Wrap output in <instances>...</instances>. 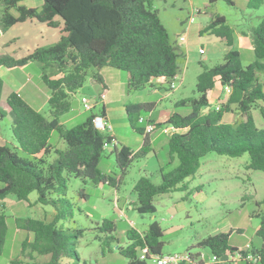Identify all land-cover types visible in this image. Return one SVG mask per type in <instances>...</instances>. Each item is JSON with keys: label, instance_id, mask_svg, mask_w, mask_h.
<instances>
[{"label": "trees", "instance_id": "16d2710c", "mask_svg": "<svg viewBox=\"0 0 264 264\" xmlns=\"http://www.w3.org/2000/svg\"><path fill=\"white\" fill-rule=\"evenodd\" d=\"M23 1L26 0H0L3 8L0 31L6 32L17 23L29 21L56 30L59 38L53 45L37 47L20 59L0 55L2 68H19L28 63L39 65L40 80L49 91L47 116L36 111L15 92L7 96L8 110L0 107V120L9 117L15 143L13 150L0 145V201L13 196L28 203L29 194L36 192L35 203L51 206L54 214L50 221L30 217L14 219L15 227L27 233L21 242L20 253H26L30 260L14 258L9 264H61L63 259L73 258L79 261L72 238L79 237L82 231L69 233L61 224L71 218L72 204L65 198L67 181L73 177L83 183L91 181L115 186V179L104 175L98 168L101 155L106 151L104 146L114 137L107 134V130L95 128L94 114L71 128L60 119L71 111V99L84 85L89 71L93 70L92 80L101 86L100 71L103 68L125 72L128 92L141 91L147 86H171L178 74L181 53L171 43L152 0H41L39 8L21 5ZM217 1L208 0V3L211 5ZM223 1L233 4L231 0ZM261 2L248 0L247 7L257 8ZM205 33L217 37L228 49L222 63L202 67L196 77L198 96L175 103L176 108L187 107L188 113L173 112L166 122L155 123L154 132L166 126L174 128L175 131L167 137L166 167L172 166L174 161L177 165L167 172L161 168L159 184H154L146 176L135 183V210L139 214L155 212L156 196L187 190V179L195 175L201 159L211 152L231 158L247 154L248 169L264 173V128H257L252 115L253 110H258L264 122V90L259 80V75L264 72V18L249 30L254 59L246 66L242 64L240 52L233 48L235 30L223 16H213L200 30V34ZM49 69L56 75L50 76L46 72ZM154 81H158L156 86ZM216 84L230 90L218 110L209 103V95ZM2 88L0 79V98ZM151 106L152 103L126 105L132 130L145 134L144 128L136 123L141 118V110L150 111ZM231 113L240 118L226 121V115ZM101 116L105 117L104 107ZM145 120L154 123L151 119ZM53 132L57 133L61 147L50 144ZM151 135L145 134L143 144L136 152L122 144L113 147L110 153L115 155L116 165L122 173L134 159L152 152ZM15 149L30 159L18 156ZM51 155L54 159L48 161ZM4 210V204H0V257L8 233ZM99 231L111 234L114 224L103 220ZM229 235L218 233L200 242V246L208 248L217 258L212 264H233ZM162 236L163 230L155 221L144 232L131 228L126 231L127 245L118 247V252L127 260L126 264H146L145 260L139 259L140 251L146 248L148 254L162 255ZM255 236L259 244L252 246L250 253L257 261H245L246 264H264V217L260 218ZM105 237L113 240L112 236ZM242 254L246 255V252ZM34 255L47 257V260L35 261ZM224 255L228 259L222 262Z\"/></svg>", "mask_w": 264, "mask_h": 264}, {"label": "rangeland", "instance_id": "374dc122", "mask_svg": "<svg viewBox=\"0 0 264 264\" xmlns=\"http://www.w3.org/2000/svg\"><path fill=\"white\" fill-rule=\"evenodd\" d=\"M152 1L171 43L178 53L181 52L178 60V74L172 81L174 89H170V85L164 84L155 94L151 86H147L141 91L128 92L125 72L109 67L100 71V75L104 76L110 91L104 108V120L110 127V131H106V133H114L116 147L122 144L134 152L142 146L143 136L129 126L126 105L142 101L152 102L154 118L167 112L179 114L188 112L187 107L176 108L175 103L182 99L198 96L195 90L196 77L202 67L210 68L222 63L223 55L228 49L216 37L206 33L200 34V30L210 22L213 16L220 15L226 19L228 25L234 28L236 40L238 33H244L247 35V39H250L249 30L257 26L264 18V0L257 8H248V0H231L232 5L223 0H218L211 5L208 0ZM28 2L30 1H23L21 5ZM2 9L0 4V14ZM31 28L33 30H28L26 36L35 37L38 43L43 46L56 43L48 35V32L57 34L56 31L47 28L43 29L45 31L34 29L37 27ZM16 29L17 27L9 34L11 35ZM1 34L0 31V36ZM9 34L4 38H8ZM180 37H184L185 41H180ZM20 44H24V41ZM11 45L8 44V46ZM233 48L240 52L244 66L253 61L254 56L249 44L238 48L235 43ZM199 49H202L204 54L201 55ZM92 71L88 72L84 85L72 97L71 111L60 119L68 128L81 123L91 114L102 117L103 106L100 95L104 92L100 84L92 80ZM49 72H52V69H49ZM24 73L30 74L31 85L42 84L36 71L31 67ZM27 74L23 77L26 78ZM18 75L21 76V73ZM259 80L264 90V72L259 75ZM157 84L158 81H154V85ZM82 99L88 101L92 106L91 110L83 108ZM225 100L224 91L219 100L213 97L212 107L220 106V103ZM215 103L217 104L215 105ZM2 104L1 107H4V103ZM38 112L47 116L48 106H42ZM73 115H76L77 118L67 122L66 118ZM252 115L257 128H264L259 111L253 110ZM148 116L149 111L141 110V118L146 119ZM238 118H240L239 115L231 113L228 120L234 121ZM145 124V121L136 123L140 128H144ZM14 144L10 132V119L7 117L0 120V145H6L13 150L12 145ZM50 144L54 147H61L62 144L57 133H52ZM166 145L167 137L162 136L152 144L156 154L152 151L143 157L134 159L127 170L122 173L116 165L115 155L108 151L112 150L113 146L108 144L106 151L101 155L98 168L104 175L115 179V186L108 185V183L94 184L91 181L83 183L73 177L68 178L65 198L72 204L71 218L61 224L69 233L75 230L82 232L79 237L72 238L79 261L74 258L63 259L61 264L68 262L75 264H126L127 260L118 252V247H125L128 243L126 231L132 228L138 232H144L154 221L158 222L163 230L162 255L188 254L196 262L194 264H212V255L209 249L199 244L207 237L218 233H230L228 243L232 248L244 249L247 244L251 247L258 246L255 230L260 223V218L264 217V173L248 169L249 157L247 154L231 158L213 152L208 153L201 159L200 167L195 175L187 179V190H176L169 194L156 196L154 199L156 210L153 214L137 213L135 210V183L141 177L146 176L154 184H159L161 168L164 167L163 171L167 172L177 165V161H174L170 167L162 165V160L165 157L162 149ZM14 151L18 156L30 159L20 150L15 149ZM53 159L54 155H51L48 161ZM36 199L37 193L32 192L28 196L29 204L18 201L13 196H7L2 202L0 201V204L5 206L4 212L7 216L8 226L0 264H9L14 258H19L22 261L30 260L26 253H20L21 242L27 237V233L15 227L14 219L30 217L50 221L54 209L51 206L36 204L34 202ZM103 220L114 224V231L111 234L99 231ZM105 236H112L113 240L106 239ZM231 256L233 264H246L237 258V253H232ZM34 260L41 262L47 260V257L34 255ZM145 261L146 264H155L152 259Z\"/></svg>", "mask_w": 264, "mask_h": 264}, {"label": "crops", "instance_id": "0c3cea01", "mask_svg": "<svg viewBox=\"0 0 264 264\" xmlns=\"http://www.w3.org/2000/svg\"><path fill=\"white\" fill-rule=\"evenodd\" d=\"M29 1L30 2L25 4L26 7L39 8L41 6V3H42L41 0H29ZM198 13H199V11H198ZM19 24H22L23 26L18 27L17 25H19ZM16 27H17V29L14 30V32H12V34L10 35L9 33H11V31H13V29H15ZM31 27H37L34 29H36V30L41 29V31H45V30H43L45 28L50 29L44 24H35V23H31L29 21L17 23L15 25H13L6 32H1L2 34L0 36V55H9L15 59H20V58L25 57L29 53H31L35 48L43 47V45H41V43H38V41L36 40L35 37L26 36V34H27L26 32L28 30H30V31L33 30V28H31ZM50 30H53V29H50ZM53 31H56V30H53ZM56 33H57V31H56ZM8 34L10 36L8 38H4V36H6ZM48 35L50 36L51 39H53V40H55V42H57V40L59 38L58 33L53 34V33L48 32ZM211 36H213V35H211ZM10 40H12V41H10ZM22 41H24V44L21 45L20 43ZM235 43H237L238 48H241L246 44H249L251 47V40L247 39V35L244 33H238L237 34V40L235 38ZM8 44H10V45L12 44V45H14V47H12V45L8 46ZM16 45H17V47H15ZM29 67H31L32 69H34L36 71L37 76L40 79L41 68L39 65L34 64V63H28L27 65H25L23 67H19V68L6 69V68L0 67V79H2V81H3V88H2L1 98H0V107L3 105L2 103H4V107H1V108H3L5 111L8 110V108L6 106L7 96L12 92H15L18 95H20L32 108H34L37 111L41 110L42 106L44 107L45 105H47V100L49 97V91L43 85L42 82H41L42 84H38V83L32 84V85L30 84V81H31L30 74L24 73ZM46 72L48 73V70ZM19 73H21V76L18 75ZM25 74H27L26 78L23 77ZM48 74L50 76H55L56 72L54 70H52V72H49ZM102 77H103L102 78L103 79V85L102 86L100 85V86L103 89L105 98H104L103 102H101V103H102V106L105 108V105H106L105 101H106L107 96L110 93V91L107 87V82H106L103 75H102ZM160 88L161 87H159V86L153 87V93L154 94L157 93L158 89H160ZM222 92H224V89L221 86H219L218 84H216L214 90L209 95V103L211 106H212L211 100L213 99V97H215L217 100H219ZM225 96L227 98L226 93H225ZM145 102L146 101L136 102V103H145ZM216 104L217 103H215V105ZM153 108H154V105L149 108V110H150L149 116L146 119H151L154 121V123L166 122L168 117L173 113V112L172 113H170V112L163 113L162 115H159L158 117L154 118L153 117ZM187 113L188 112H186L184 114H187ZM184 114H182V115H184ZM76 118H77L76 115H73L71 117L66 118V121L68 122L69 120L76 119ZM228 118H229V115L226 116L225 120L229 121ZM151 134L152 135L150 136L149 143H150V146L152 148V144L157 142L164 135L161 134L159 131L153 132ZM110 135L114 136V133L111 132ZM142 136L144 138L145 134H143ZM165 138H166V136H165ZM162 150L164 152L163 155L165 156L164 159L162 160V165L166 166V164L168 162L167 145L165 146V148L163 147ZM108 151L110 152L111 150L109 149ZM152 151H154V153L156 154V151L153 148H152ZM34 202H36V201H34ZM233 248L238 249V247H233ZM233 253H236V251H233ZM230 259H233V257L231 256ZM194 263H196V262L193 261V258H192V262L187 263V264H194Z\"/></svg>", "mask_w": 264, "mask_h": 264}, {"label": "built area", "instance_id": "2783aa9c", "mask_svg": "<svg viewBox=\"0 0 264 264\" xmlns=\"http://www.w3.org/2000/svg\"><path fill=\"white\" fill-rule=\"evenodd\" d=\"M192 19L193 18L191 17L190 20L192 21ZM180 41L184 42L185 38L180 37ZM199 53L202 55L204 54V51L202 49H199ZM170 88L171 89L174 88L173 84H171ZM224 91L226 94H229L230 92L229 88L227 87L224 88ZM104 98H105V95L103 93L100 95V101L103 102ZM81 102H82L84 109L91 110L92 106L88 103L86 99H82ZM215 109L218 110L219 106H216ZM143 121L146 122L145 127H144V133L145 134L153 133L156 129L155 123H149L143 118L139 119V122H143ZM93 122H94L95 128L102 130V131H105V130L110 131V127L107 125L103 117L96 116ZM174 131L175 130L172 126H166L159 130V132L166 137H169ZM108 144H110L113 147L116 146L115 139L111 138ZM108 144L104 146L105 149L108 147ZM250 250H251V246L249 244H247L244 249H237L236 250L237 258L240 261H244V262L249 261V262L255 263L257 259L250 253ZM243 252H246V255H243L242 254ZM139 259L140 260L152 259L155 264H187V263L192 262V257L188 254L174 253V254H167V255H151V254H148V250L146 248L140 251ZM216 260L217 258L212 256V263L215 262Z\"/></svg>", "mask_w": 264, "mask_h": 264}, {"label": "water", "instance_id": "95a60500", "mask_svg": "<svg viewBox=\"0 0 264 264\" xmlns=\"http://www.w3.org/2000/svg\"><path fill=\"white\" fill-rule=\"evenodd\" d=\"M236 250H237V248H232V251H236ZM227 259H228V256L227 255H224V256H222L221 261L224 262Z\"/></svg>", "mask_w": 264, "mask_h": 264}]
</instances>
